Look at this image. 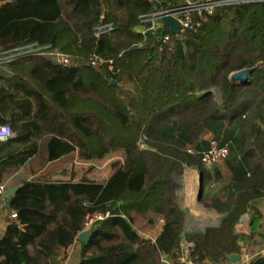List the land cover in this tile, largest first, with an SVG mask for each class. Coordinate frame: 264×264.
Segmentation results:
<instances>
[{"label": "trees", "instance_id": "obj_1", "mask_svg": "<svg viewBox=\"0 0 264 264\" xmlns=\"http://www.w3.org/2000/svg\"><path fill=\"white\" fill-rule=\"evenodd\" d=\"M0 2V56L34 44L71 61L26 54L0 62V125L13 131L0 142V183L11 168L27 172L4 205L16 216L0 236V264H61L87 219L105 212L76 264H163L164 255L186 264L184 235L192 264H229L240 252L236 224L251 211L255 227L264 196V2L217 8L166 43L162 27L138 29L155 10L149 0ZM242 69H251L248 80L233 81ZM203 132L229 149L225 199L211 200L224 216L217 227L184 234L172 185L184 165L209 178L196 160L210 145ZM115 150L124 159L104 182L42 174L75 151L88 161ZM137 218L146 228L165 224L151 241L139 235Z\"/></svg>", "mask_w": 264, "mask_h": 264}, {"label": "crops", "instance_id": "obj_2", "mask_svg": "<svg viewBox=\"0 0 264 264\" xmlns=\"http://www.w3.org/2000/svg\"><path fill=\"white\" fill-rule=\"evenodd\" d=\"M77 155L78 153L75 151L65 157H62L61 159L49 163L42 171V174L50 172V164L67 161L68 159H72V157ZM21 170L22 168L9 169L3 174V180L0 184H4L6 189L15 185H19L18 183L7 184V182L9 180L10 172L17 173ZM205 170L209 173V178L207 180L202 179V174L199 168L194 166H185L180 171V173L175 176L172 185V191L176 196L177 203L184 213V234L204 232V230L208 227H217L224 216L223 212H220L211 206V200L217 199L223 201L225 199L226 191L224 188L227 186L228 179L231 177V171L225 162L212 167V169L206 168ZM66 171H68V168ZM71 171V168H69L68 172L70 173ZM76 179L78 178L76 177ZM200 179H202V182H200ZM3 202L5 203L4 205L7 204L6 194ZM4 205H0V236L3 234L8 219L10 218L9 211L4 207ZM255 206L261 215L262 221L264 219V196L256 200ZM251 217V211H247L240 217L239 222L235 226L236 233L241 236V239L239 240L240 252L238 254L249 255L250 259L248 262H250L257 255H261L262 251H264V239H262L264 237V228L261 231L260 225L256 228L253 227ZM164 224L165 221L160 219L157 224L151 228V230L145 234L139 232V235L154 241L158 234L162 231ZM80 243L81 242L78 240L77 236V241H75L69 248L65 250V259L61 262V264L77 263L79 259L78 252L80 250ZM180 249L182 251L184 249L187 251L188 249L190 250V253L185 255L187 256L186 259L189 260L191 257L193 244L187 241L185 235L180 242ZM70 250H72L75 254L70 255ZM243 263L246 262L241 258L240 264ZM204 264L215 263L207 261Z\"/></svg>", "mask_w": 264, "mask_h": 264}, {"label": "built area", "instance_id": "obj_3", "mask_svg": "<svg viewBox=\"0 0 264 264\" xmlns=\"http://www.w3.org/2000/svg\"><path fill=\"white\" fill-rule=\"evenodd\" d=\"M154 3L155 10L142 16L141 25L138 29L145 33L147 30H156L162 27V17L169 15L175 18L181 27V33L185 30H195L201 24V20L205 15L213 14L217 8L222 6H231L239 4H247L253 2H264V0H176L180 3L174 4L170 0L167 2L166 6H162L165 0H149ZM158 5V6H157ZM147 25V26H146ZM170 40V34L164 35L162 43H166ZM43 47H38L34 44L24 46L22 48L16 49L14 51L8 52L0 56V62H5L12 60L16 57L26 55V54H37L47 56L50 60L67 66L70 64V58L64 54L55 51H43ZM98 59L93 57L91 59V64L96 65ZM13 136V131L8 124L0 125V142H5ZM190 154H195L193 148L189 149ZM229 155V149L227 145L219 146L216 142H211L209 148L201 153V162L205 168H212L217 164L224 161ZM6 187L4 184H0V205L3 206L5 197ZM110 213H96L89 217L85 223L86 227L92 226L97 221L103 220L109 217ZM16 214L12 212L10 217H15ZM262 256H264V251H262ZM241 258L249 264L250 256L247 254H241ZM190 262V261H189Z\"/></svg>", "mask_w": 264, "mask_h": 264}, {"label": "rangeland", "instance_id": "obj_4", "mask_svg": "<svg viewBox=\"0 0 264 264\" xmlns=\"http://www.w3.org/2000/svg\"><path fill=\"white\" fill-rule=\"evenodd\" d=\"M200 137L205 139V140H207V141H209V143L215 142L213 140L212 134L209 133V132H203V134L200 135ZM140 146L143 147V144H140ZM191 148H192V146L188 145L186 147V152H188V150L191 149ZM190 156L192 158H194V156H192V154ZM123 159H124V154H123V152L121 150L111 151V152H109L108 154H106L102 158L88 160V161L81 160L78 157V155H77V156L72 157V159H68L67 161H61V162H58V163L56 162V163L50 164L49 165V170H50V172L55 173L54 174V178H59V179L60 178H62V179L68 178L69 174L60 175L59 173L61 171H63V170H67V168H68V171H69V168H71L72 172L76 173V177L77 178H80L82 175H86L88 178H90L92 180H96L98 182H104L111 175V173L113 172V170H114L113 165L116 164V163H122ZM196 160H197V162H199L200 168L206 169L204 167V165L202 164V162L200 163V161L198 159H196ZM74 161H75V163H74ZM224 161H222V162H224ZM184 167H185V165H184ZM194 167H196V166H194ZM26 173L27 172H26L25 169H22L21 171H18L17 173L10 172L9 180H8L7 184H13V183L17 182L19 179L25 177ZM174 179H175V177H174ZM254 214L255 213H251V216H253ZM251 220H252V217H251ZM259 220L260 221L256 222L254 225L256 227V224H259L260 225V230L262 231V229L264 228V221H263L264 219L261 221V217H260ZM93 225L89 226V227L85 226V229L91 228V227H93ZM135 226H136V228L142 226L141 220L139 218L136 219ZM142 227L143 228L141 230H139L142 234L143 233L145 234L146 232L151 230V228H146L145 226H142ZM262 239H264V237ZM77 244H79V243H77ZM179 253H180V261L181 262L186 263V264H192L191 257H190L189 260H187L186 259L187 256H185L186 254L188 255V253H190L189 249H188V251L185 250V249L182 251L180 249V245H179ZM69 254L73 255L75 253H73V251L70 250ZM189 261H190V263H188ZM161 262L163 264H172L170 261H168V260H166L164 258L162 259Z\"/></svg>", "mask_w": 264, "mask_h": 264}, {"label": "water", "instance_id": "obj_5", "mask_svg": "<svg viewBox=\"0 0 264 264\" xmlns=\"http://www.w3.org/2000/svg\"><path fill=\"white\" fill-rule=\"evenodd\" d=\"M2 4L3 2H0V6ZM162 28L164 32H167L170 35L181 34V27L179 22L175 18L169 15H165L162 17ZM250 74H251V69H242L232 73L230 78L236 82H244L248 80ZM200 182H202V179H200ZM18 189H19V185H15L13 187L6 189L5 194L7 196V205L9 204L10 198L17 192ZM93 231H94L93 227L85 229L78 235V240L83 244L88 243ZM163 258L165 259L166 255H164ZM228 261L229 264H240L241 255L238 253L231 254L228 258ZM243 264H247V263H243Z\"/></svg>", "mask_w": 264, "mask_h": 264}]
</instances>
